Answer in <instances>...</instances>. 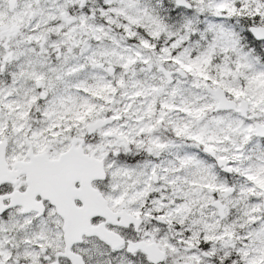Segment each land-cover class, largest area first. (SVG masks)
<instances>
[{
    "label": "snow or ice",
    "instance_id": "obj_1",
    "mask_svg": "<svg viewBox=\"0 0 264 264\" xmlns=\"http://www.w3.org/2000/svg\"><path fill=\"white\" fill-rule=\"evenodd\" d=\"M0 264H264V0H0Z\"/></svg>",
    "mask_w": 264,
    "mask_h": 264
}]
</instances>
